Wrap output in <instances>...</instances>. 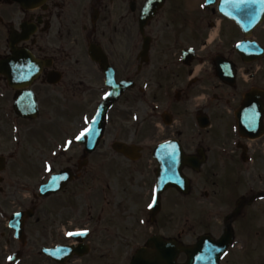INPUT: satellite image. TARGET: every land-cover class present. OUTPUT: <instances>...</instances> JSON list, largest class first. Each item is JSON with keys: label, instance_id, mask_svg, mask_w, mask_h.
<instances>
[{"label": "flooded vegetation", "instance_id": "flooded-vegetation-1", "mask_svg": "<svg viewBox=\"0 0 264 264\" xmlns=\"http://www.w3.org/2000/svg\"><path fill=\"white\" fill-rule=\"evenodd\" d=\"M220 2L0 0V264H264V20Z\"/></svg>", "mask_w": 264, "mask_h": 264}, {"label": "water", "instance_id": "water-1", "mask_svg": "<svg viewBox=\"0 0 264 264\" xmlns=\"http://www.w3.org/2000/svg\"><path fill=\"white\" fill-rule=\"evenodd\" d=\"M230 5V9L226 10V13L234 19L238 24L245 27H253L256 23H259L262 18L264 17V1L261 0V2L257 3L254 7L256 10V14L254 17H247V16H241L238 14V11L235 9V6L233 3H225ZM166 243L165 248L162 251H158L155 258H148L143 264H174L175 261V255L173 254L172 249L176 247L171 242ZM190 255L192 253L191 249L186 250ZM143 252H140L138 254V257L136 258L135 264H142L140 263L139 258ZM192 263V260L189 262V264Z\"/></svg>", "mask_w": 264, "mask_h": 264}, {"label": "snow or ice", "instance_id": "snow-or-ice-1", "mask_svg": "<svg viewBox=\"0 0 264 264\" xmlns=\"http://www.w3.org/2000/svg\"><path fill=\"white\" fill-rule=\"evenodd\" d=\"M261 2V0H225V3H233L235 6V9L238 11V14L241 16H247V17H254L256 14V10H255V5L257 3ZM91 132V128L87 127L84 128L81 132L80 135L77 137V139H81V138H85L87 137V135ZM153 203H155V198H153ZM153 204H149L148 207H152ZM89 230L88 229H82L79 230L77 232H69L68 235L69 236H73V235H85L87 234ZM210 252L212 251H216V249L213 247H211L209 249ZM211 259V257L209 258Z\"/></svg>", "mask_w": 264, "mask_h": 264}, {"label": "rangeland", "instance_id": "rangeland-1", "mask_svg": "<svg viewBox=\"0 0 264 264\" xmlns=\"http://www.w3.org/2000/svg\"><path fill=\"white\" fill-rule=\"evenodd\" d=\"M173 223H174V220H173Z\"/></svg>", "mask_w": 264, "mask_h": 264}]
</instances>
